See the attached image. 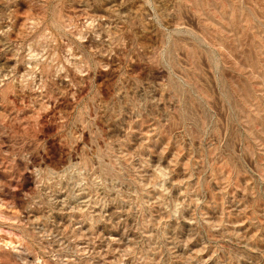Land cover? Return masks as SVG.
I'll return each mask as SVG.
<instances>
[{
	"label": "rangeland",
	"instance_id": "rangeland-1",
	"mask_svg": "<svg viewBox=\"0 0 264 264\" xmlns=\"http://www.w3.org/2000/svg\"><path fill=\"white\" fill-rule=\"evenodd\" d=\"M0 264H264V0H0Z\"/></svg>",
	"mask_w": 264,
	"mask_h": 264
}]
</instances>
